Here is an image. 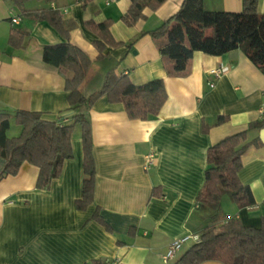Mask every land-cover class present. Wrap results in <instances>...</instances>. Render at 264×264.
Instances as JSON below:
<instances>
[{
    "label": "crops",
    "instance_id": "obj_1",
    "mask_svg": "<svg viewBox=\"0 0 264 264\" xmlns=\"http://www.w3.org/2000/svg\"><path fill=\"white\" fill-rule=\"evenodd\" d=\"M183 0H165L156 10H142L133 25L122 21L130 0H27L30 11L52 9L68 34L69 45L96 64L83 89H99L108 69L134 86L162 80L166 99L157 115L129 119L122 103L98 98L88 110L93 159L92 203L81 199L83 149L80 130L71 138L72 158L49 189L36 188L38 168L23 163L15 176L0 180V264H170L162 256L169 244L186 234H199L212 211L199 208L197 195L204 183L206 152L222 139L246 131L264 112V75L240 50L213 57L193 53L178 74L158 52L149 35L173 16ZM242 0H202L206 11L239 13ZM264 14V0H257ZM17 17V24L11 18ZM120 46L106 47L97 61L93 43L99 25ZM13 29L26 33L21 48H11ZM163 41V40H161ZM45 20L23 17L10 0H0V113L11 115L7 137L20 132L15 112L38 113L51 123L71 124L65 80L43 63L42 49L63 43ZM131 43V46L128 44ZM226 67L214 77L210 71ZM212 84V87H209ZM264 129V128H262ZM260 129V130H262ZM247 132L250 144L240 156V182L251 192L254 206L239 208L221 200L223 217L259 227L264 218V142L259 131ZM153 163L145 169V158ZM4 160L0 157V170ZM192 243L184 245L180 256ZM200 264H221L204 261Z\"/></svg>",
    "mask_w": 264,
    "mask_h": 264
},
{
    "label": "trees",
    "instance_id": "obj_2",
    "mask_svg": "<svg viewBox=\"0 0 264 264\" xmlns=\"http://www.w3.org/2000/svg\"><path fill=\"white\" fill-rule=\"evenodd\" d=\"M20 8L23 17L47 21L64 39L63 43L42 49L44 64L55 68L65 80V92L70 110L76 114L71 124L51 123L40 114L15 112L14 122L20 128L15 137H7L11 115L0 113V157L4 160L0 180L15 176L23 163L38 168L36 188L49 189L61 173L63 163L72 158L73 130H80L83 149V180L79 210L92 203L94 166L91 157V130L88 110L100 97L109 103H122L129 119L144 120L157 115L165 103L166 93L162 80L134 86L127 77L117 76L114 68L106 71L99 89L89 96L83 89L93 78L96 64L76 47L69 45L68 34L52 9L24 10L27 0H10ZM52 2L53 0H45ZM165 0H130V6L121 18L128 26L143 17L142 10H156ZM99 40L93 43L96 60H102L106 47L120 46L108 33V22L99 25ZM157 42L162 58L171 63L173 74L183 72L193 53L218 57L233 50H240L264 75V14L257 12V0H242L241 11H206L202 0H183L178 11L149 33ZM26 33L11 30L8 44L11 48L23 46ZM163 40V41H161ZM131 46V43L128 44ZM264 128L261 118L248 125L246 131L226 137L210 146L206 152L204 183L196 203L199 208L212 211L210 223L199 232V240L192 244L170 264H200L216 261L221 264H264V218L259 227L244 226L240 219L221 216L220 204L224 197L239 208L254 206L249 188L243 185L238 172L240 156L250 144L247 132Z\"/></svg>",
    "mask_w": 264,
    "mask_h": 264
},
{
    "label": "built area",
    "instance_id": "obj_3",
    "mask_svg": "<svg viewBox=\"0 0 264 264\" xmlns=\"http://www.w3.org/2000/svg\"><path fill=\"white\" fill-rule=\"evenodd\" d=\"M116 0H105V5L115 2ZM19 18L13 17L11 18L12 24H17ZM226 67H221L215 70L210 71V74L214 77H219L223 75L227 70ZM212 84H209V87H212ZM153 163V156L147 155L145 158V169L148 168L149 165ZM199 240L198 234H186L181 238L174 239L168 246L166 253L162 256L163 262L167 263L171 260H174L175 256L181 251L182 247L188 243H197Z\"/></svg>",
    "mask_w": 264,
    "mask_h": 264
},
{
    "label": "water",
    "instance_id": "obj_4",
    "mask_svg": "<svg viewBox=\"0 0 264 264\" xmlns=\"http://www.w3.org/2000/svg\"><path fill=\"white\" fill-rule=\"evenodd\" d=\"M259 139L264 142V129L259 131Z\"/></svg>",
    "mask_w": 264,
    "mask_h": 264
}]
</instances>
